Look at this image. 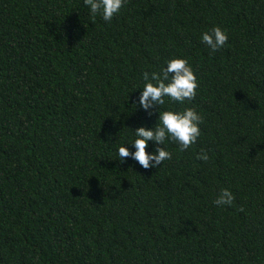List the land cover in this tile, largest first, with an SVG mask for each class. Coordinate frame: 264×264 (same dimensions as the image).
<instances>
[{
    "label": "trees",
    "instance_id": "16d2710c",
    "mask_svg": "<svg viewBox=\"0 0 264 264\" xmlns=\"http://www.w3.org/2000/svg\"><path fill=\"white\" fill-rule=\"evenodd\" d=\"M173 57L199 85L161 110L195 108L201 135L157 168L121 161L156 124L133 104L143 73ZM0 264H264V0H125L111 21L0 0Z\"/></svg>",
    "mask_w": 264,
    "mask_h": 264
},
{
    "label": "clouds",
    "instance_id": "9594fccd",
    "mask_svg": "<svg viewBox=\"0 0 264 264\" xmlns=\"http://www.w3.org/2000/svg\"><path fill=\"white\" fill-rule=\"evenodd\" d=\"M89 13L95 17L100 15L103 20L111 21L115 14L121 10L125 0H83ZM201 41L208 46L210 52L214 53L223 47L228 41V33L220 26H214L210 30L204 31L200 35ZM145 81L139 95V100L133 104L139 105L152 115L150 111L154 106H158L156 124L153 127L140 125L132 129L134 139L121 144L118 149V156L121 161L131 157L142 168H157L161 162L171 159L172 153L165 145L169 141H174L179 145L181 151L195 144L201 135L200 124L203 122V115L193 107H185L183 110H176L165 105L167 97L171 101L183 104L196 96L199 81L196 73L188 60L184 57H173L161 67L159 71L153 70L151 73H143ZM152 141L156 147L149 151L148 145ZM132 145L129 148L128 145ZM160 145H163L162 147ZM134 149V150H133ZM199 159L207 160L206 152L197 153ZM234 193L224 188L214 200L215 205L228 206L234 201Z\"/></svg>",
    "mask_w": 264,
    "mask_h": 264
}]
</instances>
